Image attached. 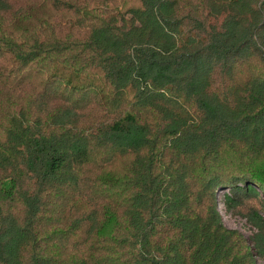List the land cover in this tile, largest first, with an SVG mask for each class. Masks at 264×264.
<instances>
[{
  "label": "trees",
  "instance_id": "16d2710c",
  "mask_svg": "<svg viewBox=\"0 0 264 264\" xmlns=\"http://www.w3.org/2000/svg\"><path fill=\"white\" fill-rule=\"evenodd\" d=\"M258 260L264 0H0V264Z\"/></svg>",
  "mask_w": 264,
  "mask_h": 264
},
{
  "label": "rangeland",
  "instance_id": "374dc122",
  "mask_svg": "<svg viewBox=\"0 0 264 264\" xmlns=\"http://www.w3.org/2000/svg\"><path fill=\"white\" fill-rule=\"evenodd\" d=\"M223 193H225V191L219 192L218 199H219V203H220L219 211L221 213L224 225L228 229L239 231L249 240V238L251 237V235L254 231L253 228L249 224H247L245 219L226 212V210L224 209V207L221 204ZM258 264H264V263L262 260H258Z\"/></svg>",
  "mask_w": 264,
  "mask_h": 264
}]
</instances>
